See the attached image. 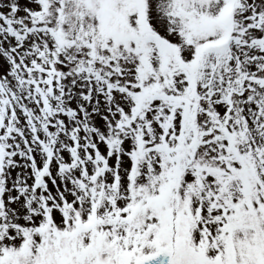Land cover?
<instances>
[{
  "label": "snow or ice",
  "instance_id": "obj_1",
  "mask_svg": "<svg viewBox=\"0 0 264 264\" xmlns=\"http://www.w3.org/2000/svg\"><path fill=\"white\" fill-rule=\"evenodd\" d=\"M0 264H264V0H0Z\"/></svg>",
  "mask_w": 264,
  "mask_h": 264
}]
</instances>
